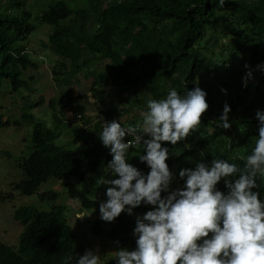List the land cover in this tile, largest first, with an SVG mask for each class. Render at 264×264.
<instances>
[{
    "label": "trees",
    "instance_id": "obj_1",
    "mask_svg": "<svg viewBox=\"0 0 264 264\" xmlns=\"http://www.w3.org/2000/svg\"><path fill=\"white\" fill-rule=\"evenodd\" d=\"M67 1L0 0V88L4 83L13 92L22 89L24 101L41 106L52 87L56 94L50 104L65 98L75 69L84 68L92 72V91L103 105L111 104L114 97L119 102L132 97L133 105L144 110L148 99L163 98L170 88L183 93L198 85L206 91L209 105L201 123L176 145L162 142L171 153L166 160L169 168L177 167L178 186H183L179 171L189 168L191 160L210 163L221 157L243 166L241 157L250 152L258 135L256 111L264 110V71L257 67L264 63V0H224L223 4L220 0H84L80 8ZM39 26L48 28L43 47L55 57L50 62L49 87L45 80L32 84L33 77L21 78L27 69L40 67L27 48ZM235 58L236 63H231ZM93 66L99 69L91 70ZM225 102L231 108L228 129L218 126ZM23 123L32 124L30 154L18 163L22 178L12 190L36 195L39 206L25 203L14 210L13 219L22 231L15 246L0 240V264H70V255L75 258L87 248L75 245L68 206L56 203L60 192L38 189L56 179L66 196L83 209L99 211L111 186L102 182L118 178L107 168L112 156L98 138L81 141V150L55 144L56 129H45L32 113H22L14 121L0 117V128H19ZM142 154V146L131 147L127 162L146 174L149 166L139 159ZM256 184L264 198V178L257 176ZM217 187L226 191L224 178ZM3 198L10 200L12 195L0 192V202ZM152 207L141 203L132 214L122 211L111 222L98 218L90 223L91 233L103 236L113 250L134 249L136 219ZM104 264L115 260L109 257Z\"/></svg>",
    "mask_w": 264,
    "mask_h": 264
},
{
    "label": "clouds",
    "instance_id": "obj_2",
    "mask_svg": "<svg viewBox=\"0 0 264 264\" xmlns=\"http://www.w3.org/2000/svg\"><path fill=\"white\" fill-rule=\"evenodd\" d=\"M40 63L46 62L42 59ZM257 67L264 71V63ZM251 75L249 71L247 77ZM206 96L198 85L185 88L183 93L170 88L165 97L148 99L146 109L139 113L140 120L130 124L123 116L119 120L107 117L103 103L89 95V102L96 106L94 119L99 123V113L108 118L100 116L98 135L112 156L107 168L118 178L102 182L111 186L106 188L107 199L99 204L100 217L82 208L74 223L77 218H85L82 228L86 223L91 230L90 223L98 218L111 222L122 211L132 214L141 203L153 206L136 219V247H118L110 252L115 264H264V198L255 190L256 177L264 178V110L256 111L258 135L250 152L241 157L242 167L221 157H214L210 163L198 161L194 167L181 168L183 186L169 190L174 174L166 160L171 153L162 142L176 145L197 128L209 107ZM230 111L225 102L219 127L231 126ZM74 117L79 121L81 114ZM86 126L79 124L77 128L85 130ZM72 142L71 148L65 147L83 148L81 141ZM133 146L144 149L139 159L149 166L146 174L127 162ZM230 176L233 179H228ZM222 178L226 191L217 187ZM72 202L67 197L64 203L69 206ZM56 203L61 201L57 198ZM68 260L70 264H104L98 251L92 249L75 258L72 254Z\"/></svg>",
    "mask_w": 264,
    "mask_h": 264
},
{
    "label": "rangeland",
    "instance_id": "obj_3",
    "mask_svg": "<svg viewBox=\"0 0 264 264\" xmlns=\"http://www.w3.org/2000/svg\"><path fill=\"white\" fill-rule=\"evenodd\" d=\"M72 6L81 7L85 4L84 0H69ZM33 14V13H32ZM34 18V14H33ZM48 28L44 26H39L36 28L34 33L31 35L30 40L28 42V51L31 54V59L40 65L38 70L27 69L21 76L22 79H27L29 77H33L34 80L32 84L40 83L39 81H44L46 78L44 75L41 77L40 73H45L48 76V72L46 68L50 66V62H52L55 57L51 56L50 49H44L43 46H46ZM46 63H40L41 60ZM231 63H236V58L231 61ZM219 66V62L217 64ZM50 68V67H49ZM44 73V74H45ZM25 94V93H24ZM23 90L20 89L16 92H13L11 87L8 84L2 83L0 88V117H3L4 121L7 117L14 121L17 118H21V113H32L35 115V120L40 121L45 129H52L51 123L52 120H48L46 116H39L34 112L36 107H39V102H33L34 100L24 101L23 99ZM33 102V103H32ZM39 103V104H37ZM60 137L56 140V144L61 145L63 143L64 134L67 133L69 136L73 134V131L68 127L63 125L59 129ZM31 134H32V124L31 123H23L20 128H16L13 126H9L8 128H0V192L2 194H11L12 199H4L0 202V240L8 245L15 246L18 241V236L22 231V227L13 219L14 210L20 206L21 204H37L38 205V197L33 196H18L16 192L12 190L13 183L19 181L22 178V174L18 169L17 165L22 159L30 154V142H31ZM68 136V137H69ZM71 148V145L69 146ZM6 153V154H5ZM197 161L191 160L189 162L190 167H194ZM170 171L174 174L173 179L170 183L169 190L175 189L178 186V176H177V167L173 166L170 168ZM48 188L60 192V197L58 198L61 201V205L65 207V199L67 196L63 191L64 188L62 186V182L50 178L46 183L42 184L39 191H46ZM66 205H68L66 203ZM39 206V205H38ZM66 215L70 217L72 222L74 223V217L78 210L82 209L81 205L78 203H69L67 208ZM87 211V210H86ZM89 214L93 216H99L100 212L98 210L87 211ZM88 219V218H87ZM79 223L76 219L74 223V234L76 235V243L77 246L86 247L87 250L93 248V250L98 251V254L102 256L103 261L105 259L111 257L112 249L109 246L110 242L108 240H104L102 236L92 237L90 235L91 230L89 226L85 223V226L79 229ZM104 229H108L107 225H103ZM103 239V240H102ZM101 250V251H100ZM76 255V254H75Z\"/></svg>",
    "mask_w": 264,
    "mask_h": 264
},
{
    "label": "crops",
    "instance_id": "obj_4",
    "mask_svg": "<svg viewBox=\"0 0 264 264\" xmlns=\"http://www.w3.org/2000/svg\"><path fill=\"white\" fill-rule=\"evenodd\" d=\"M51 67V66H49ZM46 68L48 74L51 68ZM40 68V67H39ZM99 67L93 66L91 70H98ZM45 73V71H44ZM75 76L73 75L71 80V84L65 87V98H61V100H57L54 103H48L49 99L55 97V89H53L50 85V77L45 73L46 78L44 79L48 85V91L45 94V101L42 102L41 106L36 107L34 112L39 116H46L48 120H52L51 128L56 129V134L58 138L60 137L59 129L63 125L68 126L73 134L69 136V134H64V139L61 147L72 146V141H87L90 139L99 138V131L101 130V125L94 119L93 113H95L96 106L95 103L89 102V95H94L92 91L93 77L91 76V71H86L84 68L75 69ZM123 97H128L126 94H122ZM59 99V97H57ZM133 98L128 97L126 101L119 102V98L114 97L111 104H104V112L107 114V117L110 119L119 120L120 116L126 118L127 122L130 124L137 123L140 120V109L136 108L133 105ZM113 107V108H112ZM112 108V109H111ZM108 110V113H107ZM69 112L70 115L67 116ZM80 113L81 118L79 121L75 119V114ZM22 115V113H21ZM8 118V117H7ZM2 119H4L2 117ZM86 126L85 131L77 129V126ZM21 125V124H20ZM20 128V127H19ZM82 131V132H79ZM69 136V137H68ZM147 138V137H146ZM56 139V140H57ZM56 144V141H55ZM58 145V144H57ZM76 183V180H72ZM97 217V216H95ZM79 223V229L82 230V225L84 224L85 218H77ZM77 226V225H76ZM101 251V250H100Z\"/></svg>",
    "mask_w": 264,
    "mask_h": 264
},
{
    "label": "built area",
    "instance_id": "obj_5",
    "mask_svg": "<svg viewBox=\"0 0 264 264\" xmlns=\"http://www.w3.org/2000/svg\"><path fill=\"white\" fill-rule=\"evenodd\" d=\"M97 114H98V113H97ZM100 116L103 117L104 120H108V118L104 117L101 113H99L98 116H97V119L99 120V123H100V125H101V119H100ZM126 136H127V137H130V136H128V135H126ZM130 138H131V137H130Z\"/></svg>",
    "mask_w": 264,
    "mask_h": 264
}]
</instances>
